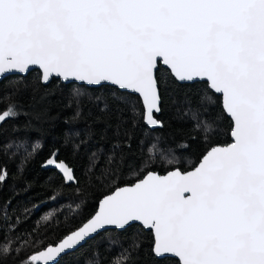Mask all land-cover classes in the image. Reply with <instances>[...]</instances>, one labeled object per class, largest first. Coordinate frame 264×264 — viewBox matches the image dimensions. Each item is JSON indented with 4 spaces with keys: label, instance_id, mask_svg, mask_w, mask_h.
<instances>
[{
    "label": "snow or ice",
    "instance_id": "6c2138e0",
    "mask_svg": "<svg viewBox=\"0 0 264 264\" xmlns=\"http://www.w3.org/2000/svg\"><path fill=\"white\" fill-rule=\"evenodd\" d=\"M158 58L180 81L207 77L223 94L233 118V143L209 149L191 172L179 167L165 176L148 172L117 190L85 227L42 254L21 257L23 250L5 238L0 264L13 257L12 264H55L105 226L123 231L130 222L149 226L154 253L174 255L180 264H264V0H0V78L39 66L42 83L54 75L98 87L110 82L142 93L145 119L157 125ZM189 111L195 129L210 134L211 123L199 120L191 106ZM28 114L19 102L9 103L0 112V127ZM27 127L13 125V133ZM39 147L19 135L7 145L0 139V155L15 149L27 159ZM149 153L165 150L153 143ZM48 163L74 182L64 161ZM6 174L0 167V183ZM0 214L7 219L2 206ZM123 239L128 246L119 256L129 264L140 241ZM95 256L100 264L98 251Z\"/></svg>",
    "mask_w": 264,
    "mask_h": 264
},
{
    "label": "trees",
    "instance_id": "16d2710c",
    "mask_svg": "<svg viewBox=\"0 0 264 264\" xmlns=\"http://www.w3.org/2000/svg\"><path fill=\"white\" fill-rule=\"evenodd\" d=\"M157 74L162 103L156 117L161 125L154 130L144 121L141 98L114 86L89 87L58 78L44 85L37 69L0 82V112L9 103L19 102L29 113L7 120L0 127V139L7 145L19 135L40 145L27 159L15 149L0 155V167L7 170L0 183V206L7 211L6 220L0 214V241L6 238L23 250L21 257H29L80 227L96 212L101 198L116 188L133 184L150 171L163 174L176 167L188 171L212 147L232 142L233 122L224 111L221 96L207 82L179 83L161 65ZM14 89L19 91L4 99ZM190 106L199 120L211 123L210 134L195 129ZM26 124L25 131L13 133V125ZM153 143L162 146L165 154H150ZM178 145L188 147L178 149ZM53 152L74 169L76 183L66 182L56 169L44 167ZM131 236L140 241V247L129 264H180L176 258L157 257L153 232L139 224L123 231L100 232L55 264H96L97 251L100 264H124L119 252L128 246L123 238ZM109 241L115 243L106 251Z\"/></svg>",
    "mask_w": 264,
    "mask_h": 264
},
{
    "label": "water",
    "instance_id": "95a60500",
    "mask_svg": "<svg viewBox=\"0 0 264 264\" xmlns=\"http://www.w3.org/2000/svg\"><path fill=\"white\" fill-rule=\"evenodd\" d=\"M160 65L163 66L164 68H167L168 70H170V72L172 73V75L174 76V78H175L179 83H182V84H183V83H194V82H197V81L207 82L208 85H209V88H210L215 94H217L218 96H221V98H222V105H223L224 111L226 112L227 116H228V117L232 120V122H233V118H232L231 115L226 111V107H225V103H224V97H223V94H222V93H218V92H216L215 90H213V89L210 87V81L208 80L207 77H194L193 80H191V81H180V80L175 76V74H174V72L171 70L170 66L164 65L162 62L159 61V58H158V69H159ZM35 69L40 70L41 73H42V69H41L39 66H30V69H29L27 72H25V73H22V72H20V71H18V70H11V71L8 72L7 74H4V75L2 76V78H0V82H1L5 77L10 76V75H22V76H26V75H28V73H30L31 71H33V70H35ZM53 78H58V79H60L63 83H72V82H75V83H78V84H84V85L89 86V87H98V86H92V85H89V84H87L86 82L78 81V80H76L75 78H69L68 80H65V79H63L62 77L58 76V75H54L53 77H50L49 82H46V83H43V84H44V85L49 84V83L52 81ZM104 85L114 86V87L118 88V89L121 90V91H127V92H129V93H132V94H135V95L139 96V97L141 98V100H142V103H143V106H144V110H146V108H147V101L143 98V94H142V93H138L137 91H135V90H133V89H122V88H120L119 86H115V85H113V84L110 83V82H109V83H106V84H104ZM160 113H161V105H160V107H159V111H157V110H153V119H156V120L159 122V120L157 119L156 116L159 115ZM144 121H145V123H146L151 129H153V130L156 129V128H158V127H160V125H161L160 122H159L157 125H152L150 121H146V119H145V114H144ZM232 131H233V128H232ZM232 131H231V139H232V142H231V143H233V141H234V137L232 136ZM231 143H230V144H231ZM228 145H229V144H228ZM218 146L223 147V146H227V145H218ZM214 147H216V146H214ZM212 148H213V147H212ZM202 158H203V157H202ZM50 159H57V163H59V161H61V160H58L57 156H51L50 158H48V159L45 161V163H44V167L47 168V169H50V168H51V169H56L60 174H62L61 171L58 170L57 167H53V166H50V165H49L48 162H49ZM201 160H202V159H201ZM201 160H200V162H201ZM62 161H63V160H62ZM64 162H65V161H64ZM200 162H199V163H200ZM65 163H66V162H65ZM199 163H198L194 168L188 170L187 172H191L192 170H194V169L199 165ZM66 164H67V163H66ZM67 165H68V164H67ZM72 169H73V168H72ZM173 170H174V169H172V170H170V171H168V172H166V173H163V174H161L159 171H150V172H153V173L159 174L160 176H165V175L169 174V173H170L171 171H173ZM73 171H74V169H73ZM146 176H147V174L144 175V177L141 178V179H139V180H143L144 178H146ZM63 177H64V175H63ZM64 178H65V177H64ZM139 180L135 181L133 184H130V185H124V186L118 187V188H116L113 192H111L110 194H107L106 196H104L103 198H101V200L99 201V204H98L97 210H96V212L93 214V216H91L87 221H85L80 227H78L77 229L73 230L72 232H70V233H68L66 236H64V237H63L60 241H58L56 244H50V245H48L47 247H45L44 249H42L41 251H39V252L36 253V254H42L44 251L47 250L48 247H55V246H57L60 242H62L64 239H66L69 235H72V234H74L77 230H79V229L85 227V226L90 222V220H91L93 217H95V216L98 214V212L100 211V209L103 207V201H104V199H105L106 197H109V196L114 195L115 192H116L117 190H119V189H123L124 187H129V186L134 185V184H135L136 182H138ZM76 182H77V180H76V177H75V174H74V182H69V183H76ZM188 195H190V193H185V196H186V197H187ZM133 224H139V225H141L143 228H145L146 230H148V231H152V232H153V230H150L149 226L143 225V222H130V226L133 225ZM126 228H127V227H126ZM126 228H125V229H126ZM109 229H117V228H116V226H105L102 230H98V232H97L96 234L92 235L91 238L95 237V236H96L97 234H99L100 232H103V231H105V230H109ZM117 230H118V229H117ZM153 235H154V232H153ZM91 238H90V239H91ZM90 239H87L85 242L81 243L79 246L75 247L73 250L66 251L61 257H63L64 255L69 254V253L75 251L76 249L80 248L82 245H84V244H85L88 240H90ZM154 244H155V237H154ZM153 247H154V245H153ZM155 255H156V254H155ZM156 256L159 257V258L172 257V258H176L177 260H179V258H178V257H175L174 255H165V256H163V257L158 256V255H156ZM61 257H59V258L55 261V263H57V262L60 260Z\"/></svg>",
    "mask_w": 264,
    "mask_h": 264
}]
</instances>
